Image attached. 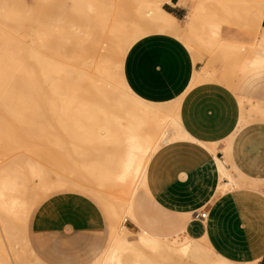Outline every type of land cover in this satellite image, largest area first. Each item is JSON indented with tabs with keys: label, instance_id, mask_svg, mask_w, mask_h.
<instances>
[{
	"label": "bare ground",
	"instance_id": "bare-ground-1",
	"mask_svg": "<svg viewBox=\"0 0 264 264\" xmlns=\"http://www.w3.org/2000/svg\"><path fill=\"white\" fill-rule=\"evenodd\" d=\"M45 1L48 2L51 0H0V132H2L0 134H3L6 139L8 138L7 140L9 141V144L5 142L6 144H8V146L6 145V147H9L10 145H14V146H17V148L18 146H20L23 148L26 147V149H30V150H35L39 147L41 148V146L42 147L45 146L46 141L44 143L42 142L44 141V139L45 140L47 139V143L50 145L51 142H54L53 139L51 141L50 135L57 133L56 136L58 137V132L59 134L61 133L60 135H62V133H66L64 135H66L65 138L67 139H69V136L72 137V139H69V140L64 141L62 139L59 141L60 143L61 142L67 143L66 141L70 143L69 141H71L70 144L73 145L74 149L78 147L76 143L78 144V142L79 143L83 142L84 145L83 143H81L82 146H80L79 144V146L82 148L86 144L85 140L89 139L87 140L91 142L89 144H92L93 142V144H95L98 147L99 157L96 160V162L93 164L87 163L88 166L82 165V169L86 170L85 172H83V178L87 179L89 182H92L95 184L97 183L98 185L102 187L104 186V188L106 186V187H113V188L119 187L121 188V190L126 189L127 192H129L128 195L127 193L126 195L129 197L130 196L129 194H131V197H130L131 199L129 198L123 210L131 218V220L135 223V219L133 215L132 199L136 192L137 186H141L145 184L147 169H148V165H149V162L152 156L162 146L166 145L167 143H171V142H174L180 139V135L178 132L180 130L182 131L183 128H182V125L180 124L179 117L176 116V114L175 116L172 114V111L170 110L171 107H169L170 104L166 107H163V105L161 104H154L153 102L152 103L147 102L139 98L137 95H135L130 90V88L125 82V79L122 73H120L119 71L113 73L111 71V67H110L111 62L122 63L124 46L128 45L131 42L130 37L132 36L134 37L138 34L137 30L132 28L133 32L129 33V30L127 31L129 26L124 27V22L120 23V25L118 26L116 23L115 25L117 27H115L114 30H111V26H113L112 23L110 26L111 21L108 22L106 21L107 19L103 20L104 22L106 21L105 23L106 25H107V22L109 23L108 25V27L110 26L109 30L112 31L111 32L113 34L112 38L114 37L112 43L114 42L113 45L115 46L113 47V49H111V51L109 49L110 55L106 57H103L101 55L99 56L101 58L106 59L104 60V62L101 63V65L95 64L93 61L94 60L93 56L95 57V55L99 54V48L97 47V44L95 42H97L98 46H100V43H101L100 40L105 38L104 37L105 35H103V33L101 34V29H99L100 31H98V33L96 32V30L98 29L96 30L89 29V31L84 30V32L86 33L88 32L87 34L88 38L86 37L87 35L83 33L86 39H81V40H80V37L82 33H79L77 31L80 36L78 35L79 38H76L75 35L73 37H69L68 36L69 33H64L63 31L64 33L63 37L64 36L65 37H64V40H61L63 38H60V42H61L60 45L67 44V46L65 47L61 46L60 49L65 48V50H62L65 52L64 54L63 53L61 54L59 52L57 53L56 52L57 50L54 49V51L56 50L54 53L52 49L51 51L54 53L53 54L50 51V49L52 48L54 39L48 36H50L49 33H52V34L55 33V35H57L58 32L56 31L57 34L56 32H49L45 36L46 29H47L46 27H50L49 25H56L55 22L56 20L58 21V18L56 19L57 16H60L59 19L61 20L63 18L66 19V17L69 16V18H67V21L69 20L72 21V22L69 21V23H71V26H74V24L76 26L78 23H74L73 18L70 15H66V16L65 14L62 15L63 12L59 10V8H57L56 6L52 5L51 2L48 3L49 4L48 5L47 2L45 3ZM69 1H73V0H69ZM76 1H80L78 3H83L84 5H86V7L87 5H89L90 10L92 11H95V10L101 11L102 10L101 8H100L101 10L98 7H95L97 9H92L93 7L91 8V6L100 5L99 7H101L105 0H76ZM251 1H252L251 2L252 11H249L250 12L249 19L252 21H256L258 26L262 28V30L264 31V25L262 24L264 20V0H251ZM140 2H142V5L144 7L143 11L140 10V8L142 7L141 5H140L141 7L137 6L139 5ZM235 2H238L240 4V2H243V0H235ZM123 3L124 4L128 3V5L131 4L128 0L126 1V3L125 2ZM135 3H138V4H135ZM134 4L137 6V8H139V10L136 9L137 12L139 11V13L136 12V16L134 15L135 11L133 10V3H132V6H131L132 9L129 8L130 6L128 7V9H131V11L125 9L127 7H124V13H127L125 11L127 10L128 14H124L123 21L126 18L125 21L130 22L132 15H134V18L136 19L135 22H141L143 20H159L163 24H170V23L177 24V22L179 21L175 15L166 11L158 3L151 6L149 5L150 3H147L146 0H138V1L136 0V2L134 1ZM76 6H79V5H76ZM89 7H87V12L91 14L92 12L90 13V11L88 10ZM194 7L197 13L192 16H187V21H186L187 26H193L192 24L194 23V20L196 21L199 17L202 16V13L201 12L199 13L202 7V0H196ZM74 9H77V8H74ZM107 9H104V10L107 12L108 11ZM59 11L62 12V14L60 12L62 16L59 14L57 15L55 14V12L59 13ZM103 11H101V13H97L99 14L97 16L98 21H95L96 18H93L95 16L92 17V15H95V14H91L90 17L92 18L90 17L89 18L91 21L92 19L94 21L91 22L88 18L89 23L90 22L92 24L95 23V25L96 26L98 25V27L103 26L102 19L104 18H102L101 16V14H103L102 13ZM132 11L134 13H132ZM77 12H79L78 9H77ZM85 12H86V9H85ZM106 12L105 14H107ZM52 14L55 19L51 21ZM110 15L112 16V13ZM73 17H75V15ZM76 17H77V14H76ZM86 17L84 19L87 21ZM64 19L62 21L59 20L58 22H60L61 24H64L63 22L65 21ZM250 20L248 21L251 22ZM52 22H54V24ZM131 22L133 21L131 20ZM72 23L74 24L72 25ZM90 25L88 24L87 26H90ZM195 26L196 25L193 26V29ZM103 27H102V30L104 31ZM125 28H126V31H125ZM217 28L215 26L216 30L219 29ZM90 30H92L93 32L97 34L100 33V35H96ZM215 33L219 34L220 32L216 31ZM61 34L60 35L58 34V38L59 36L62 37ZM92 34H94L95 36L92 37L93 36ZM97 36H99L101 39L100 38L98 39ZM91 37L95 38V40L97 39L98 41H95ZM108 39H111V37ZM260 40H261L262 46H264V34L263 36H261ZM58 42L59 40H57V43ZM110 42L109 44L108 43L107 44L109 46H112ZM70 43H73V44L75 43L77 45L80 43L82 45L83 43V46H84L83 48L85 49V51L84 50H81V51L85 53V57L88 58L92 56L91 60H89L90 58L89 59L82 58L83 62L85 60L86 61H85L84 72L81 74L77 72L74 68V65L71 64V60L72 59L76 60V58H72V56L70 55L74 53V52L73 53H70V52L74 51L75 48L78 49L79 45L75 48H72V50H70L69 52V49L67 47H69ZM219 47L220 48L218 49H220V53L221 51L222 52L225 51L224 54L221 53V55L222 54L224 55V56L222 55L223 58H226V59L231 58L230 61L225 59L226 61H228L229 64H231L232 63L231 61L234 60L235 58L234 57L235 54L233 52L235 50L233 49V45L229 46V50H227L228 48L227 49L223 48V45ZM236 47H237V44H236ZM66 48L68 51L66 50ZM221 48H223L224 50ZM239 50L240 48H237L238 53H240L241 50L243 49H241L240 51ZM49 51L51 52V54L48 53ZM230 54L231 56L229 57ZM241 54H243V51L241 52ZM63 55H66L68 57L67 59L70 62H66L67 61L65 59L66 57L64 58ZM69 57L72 59H70ZM222 57H220V59ZM254 58L252 57V59ZM262 58H264V56ZM60 59H63V60L60 61ZM236 59L241 60V58L239 59L236 58ZM62 61H65V63H68L70 66H68L67 64H64V62L62 64L61 63ZM237 62L241 66L240 62L236 61V63ZM263 63H264V60L255 59L251 61L250 64L253 65V67L255 66L264 67ZM230 68L232 67L230 66ZM240 68L241 67H239V71H241ZM199 72H198V75L201 73ZM202 74H205V73L202 72L201 75ZM223 75H224V72H223ZM148 99H151V98H148ZM173 103L171 105H173ZM251 105L253 106L254 104H251ZM255 113L256 115L257 113L259 115L260 114L263 115L264 108H256L254 115ZM48 114H50V116L51 115L53 116V118L51 116L52 119L57 117L55 119H57L56 121L59 122L58 123L59 125L56 123L57 126L54 125L55 123L53 124V127L52 125H48V126H51V128L58 127L56 129L61 128L60 130L61 131L63 130L62 132H60L59 130L58 132H56L57 130L53 129L55 130V132L51 134V131H52L51 129V131L48 133L50 135L47 134V127L42 123V120L47 119L46 121H48L49 118H46L49 116ZM63 118H67V119L72 118L76 120V123L72 121L69 126V123L67 121H66L67 123L63 122L64 121ZM78 120H81V121L79 122ZM84 120H88V122L90 121L87 125L88 127L87 126L85 127L83 125L85 123ZM77 121L79 122V124H81L80 126H77L78 124ZM48 122L51 123V121H48ZM72 123H74L75 125L71 126ZM96 123L98 126L99 125L101 126L102 124L103 130L101 127L100 128L103 132L100 129H98L99 127L95 125ZM96 127H98L97 129L101 133H105L106 139L105 138L103 139L102 136H100L102 137V139H100L99 135L96 136L97 134L96 132H98ZM87 128H88V132H87ZM177 128L178 130H176ZM94 132H95L94 136L99 138V139L96 138L97 139L96 141H93L94 137L92 134H94ZM78 134H83L84 141L83 139H81V137H79ZM87 136H89V138H87ZM46 137H48L50 140ZM60 137H63V135L59 136V138ZM75 137L76 138L79 137L80 139L76 143L74 141L76 140ZM98 140H102V141H98ZM0 142H2V140ZM72 142H74L77 147H74V143ZM96 143H98V145L107 144L109 147L104 146V145H103L104 147L103 146L101 147V146H98ZM92 145H87V147L88 146L92 147ZM14 146H12V148ZM63 146L64 145H62V148H64ZM96 146L94 147L93 151H95V148H97ZM90 147L85 148V150L87 149V151H89L88 149H90ZM47 148H48L47 150H49V148L51 147H47ZM6 149H3V150L6 152ZM8 150H11V149L8 148ZM51 150L52 149H50L49 151ZM85 150L84 152L81 151L80 153H77V154H79V156L81 155L84 158L85 156L84 153L86 152ZM67 151L69 152V150ZM215 151L216 150L214 149V152ZM47 152L48 151H46V153ZM0 153L2 154V151H0ZM9 153L10 152H8V154ZM11 154H13V152H11ZM18 155H16V159H18L17 161L13 159L16 162H14L13 160L10 161V162L15 163L14 165L11 163V165L14 166V167H11L12 169H8L6 171H5L6 168H4V170L0 169V171L1 170L3 171V172H0V245H1L0 248L2 250V253H4L6 252L5 250L7 249L6 248L7 246L12 247L19 241L25 240L24 245H26V248L30 251V253L34 257L32 255L31 256L39 261V259L35 256V254H33V251L29 249L28 242L26 243L27 240L25 238V233L27 230L26 228H27L28 219L31 215L30 214L31 202H32V198L34 197L32 195V192H29L30 191V181L33 178H35V176H41L42 172L40 171L42 170L41 169L38 170L37 168L38 166L35 167V165L34 166L31 165L29 166V168L28 166H26L28 168L27 172H25L26 170L23 172L22 165L23 167H25L24 164L26 163V161L24 163L23 162L24 160L22 161L19 158L20 156L22 158V155H19V157L17 158ZM62 155L61 154L59 155L62 157V159H59L60 161L64 159ZM89 155L90 153L88 154V156ZM53 156L51 157L53 158ZM68 156L70 157L71 154H69ZM72 157L73 156H71L68 159L71 160ZM68 159L66 158V160ZM10 162L7 164V166L10 164ZM217 162H218V166H219V170H220L222 178L229 179L228 184H226L227 183L226 182L224 185H222L221 190H219L218 193H222V191H227L235 187H239L242 182L237 180L234 177L231 170L226 166V163L218 158H217ZM87 171L89 172V174L87 176H84ZM43 183H45V181H43ZM74 183H77V182H75L74 180ZM83 183L85 182L83 181ZM89 186H86V187L88 188ZM255 187H258V186H255ZM87 190L89 191L91 189H87ZM111 199H114V197ZM116 206L118 207L120 205H116ZM116 215L117 213L115 212L113 216H116ZM121 228L122 230H119L121 232L118 233L116 226L113 227V230L111 233L113 237H110L113 240H112L111 246L109 245L110 248L108 249L106 255L102 258V264H129V263L130 264H192L191 263L192 261L189 263L187 262V260L185 261L184 259L189 258L193 260L194 263L196 262L198 263V262H203L206 259L211 258V255H213L214 253V251H212L211 247L207 244L206 241H203L204 245H202L200 242L197 243L193 240H188L187 238H180L178 234L171 236V237H168V236L161 237V236H157V235L147 232L148 230L147 231L140 230L139 232L134 234L132 233L131 229H129L126 225H122ZM20 237L22 238L21 240H19ZM24 250H25V247H24ZM145 250H150L153 252V254L151 256L146 255ZM3 256L4 254L1 257ZM127 257L130 259L129 263H126V260H125ZM177 257L180 259L177 260L176 259Z\"/></svg>",
	"mask_w": 264,
	"mask_h": 264
},
{
	"label": "crops",
	"instance_id": "crops-1",
	"mask_svg": "<svg viewBox=\"0 0 264 264\" xmlns=\"http://www.w3.org/2000/svg\"><path fill=\"white\" fill-rule=\"evenodd\" d=\"M179 1L166 7L180 19L185 6ZM198 71L188 47L171 34L148 35L125 56L122 73L130 90L154 104L178 102L183 128L180 139L149 162L141 185L146 200L133 202L135 225L171 237L176 226L194 222L221 262L264 264V116H243L237 97L219 82L192 85ZM217 158L227 162L239 187L218 193L229 179L222 178ZM205 209V219L196 217ZM80 217L33 214L28 233L37 256L46 264H90L103 254L109 232L102 215Z\"/></svg>",
	"mask_w": 264,
	"mask_h": 264
},
{
	"label": "rangeland",
	"instance_id": "rangeland-1",
	"mask_svg": "<svg viewBox=\"0 0 264 264\" xmlns=\"http://www.w3.org/2000/svg\"><path fill=\"white\" fill-rule=\"evenodd\" d=\"M126 1H124V0H105L103 5L101 4L102 5L101 7H99L100 5H96V6L92 5L91 6V8L93 7L92 9H97L95 7H98L99 9L101 8L102 9V10L100 9L101 11L108 8L107 12L104 10L107 14H105V12L103 11L102 12L103 14H101V16H102V18H104V19H102V21L106 20V19H107L106 21H108V22L111 21L110 26H111V23L114 26V28H113V26H111V30H114L115 27L120 25V23L124 22V27L129 26V28L127 29V31L129 30V33L133 32V29L137 30V32H138V34L136 36L130 37L131 42L128 45L124 46L122 63L111 62L110 67H111V71L113 73H115L117 71L122 73L123 62H124L125 56H126L127 52L129 51V49L132 47V45H134L136 42H138L142 38H144L148 35H151V34H156V33L171 34V35L175 36L176 38H178L179 40H181L188 47V49L192 53L195 61L199 64L200 72L205 73V74L201 75V73L198 71L200 74L198 75V72H197V74L194 78L193 85H195L196 83H199L200 81L203 82V81H209V80L219 82V83L225 85L237 97L239 104H240L241 112L243 113V116H245V117H248L250 115H254L256 108H264V107H262V106H264V67H262L261 65H260L261 67H259V66L253 67V65L250 64L251 61H253L255 59L264 60V58H262L264 56V52H263L264 46H262L261 40H260L261 36H263V34H264V31L262 30V28H260L258 26L256 21H252L249 19V17H250L249 11H252V6H251L252 1L251 0H243L244 3L240 2L241 5L238 2H235V0H202V7L199 11V13L200 12L202 13V16L199 17L196 21L194 20V23L192 24L193 26L196 25L194 27L195 30L193 29V26H187L186 21H187V16H192V15L197 13L195 10V7H194L196 0H185L182 3H180L181 0L179 1V5L185 6V11L182 13V17L180 19L177 18L179 20L177 22V24H172V23L163 24L159 20H143L141 22H135L136 19L134 18V15L136 16V12H137L136 9L139 10V8H137V6L141 5L142 7L141 6L140 7L142 9L140 8V10L141 11L144 10L142 2H140L139 5L136 6L135 4H138V3L134 4V1L136 2V0H134V1L128 0L131 3V4L129 3L130 5H128V3H126ZM146 1H147V3H150L149 5H151V6L158 3L166 11H168L166 4L171 3L172 0H146ZM46 2L47 1H45V3ZM50 2L52 3V5L56 6L57 8H59V10H61L63 12V14L61 11H59V13L55 12L56 15L57 14H59V15L65 14V16L70 15L73 18L74 23H78L76 26L74 23H72V25L74 24L75 27L71 26V23H69V21H71V20L67 21V18H69V16H67L66 19H64L63 17L62 18L68 23L63 21L64 24H61L58 21L59 20L62 21L63 19L62 20L59 19L60 16H57V17L55 16L56 19L58 18V21L56 20V22H57V23L55 22L56 25H49L50 27H46L47 29H46L45 36L49 32H56L57 31L59 35L62 33L61 34L62 37L59 36V38H58L57 32H56L57 35H55V33L54 34L49 33L50 36H48V37H51L54 39V43H53L50 51L52 49H53L52 51H54V49H56L57 51L56 50L55 51L57 53L59 52L61 54L62 53L64 54L65 51H62V50H65V48L60 49L61 46L62 47L67 46V44L60 45L61 44L60 38H63L61 40H64V37H65V36L63 37L64 33H69L68 34L69 37H73L75 35L76 38H79V36H80L78 34V32L82 33V35L80 37V40H81V39H86V37L88 38V35H87L88 32L86 33V32H84V30L89 31V29H94V30L98 29V30H96V32L98 33V31H100L99 29H101V34L103 33V35H105L104 37L107 39H105V38L101 39L99 36H97L98 39L99 38L101 39L100 40L101 41L100 46H98V43L95 42L97 44V47L99 48V54L95 55V57L93 56L94 63L101 65V63L104 62V60H106V59L101 58L99 56L101 55L103 57H106V56L110 55L109 49L111 51V49H113V47L115 46V45H113L114 42L112 43L114 37L112 38L113 34L111 33L112 31L109 30L110 26L108 27V25H109L108 22L106 25L105 24L106 21L105 22L103 21L102 25L104 27L103 26L98 27V25L96 26L95 23L94 24L91 23L92 21H94L93 19H92V21L90 20V18H92L93 16H95L93 18H96L95 21H98L97 16L99 14H97V13H101V11H97V10L92 11V10H90L89 5H87V7H89L88 10L90 11V13L92 12L91 14H95V15H92V17H90L91 14H89V12H87L86 5H84L83 3H78L80 1H76V0L75 1L74 0L73 1L51 0V1H48L47 4ZM72 2H74V3H72ZM123 2H125L126 4H124ZM132 3H133V10L135 11V13L132 11V13H134V15L131 16V19L129 17L130 22L125 21L126 18L123 21L124 14H128L127 10L131 11ZM75 4L79 5V6H76ZM243 4H244V6H243ZM52 5H51V7H52ZM81 6L82 7L85 6V7L82 8ZM102 7H104V8H102ZM124 7H127V8H125V9H127V10H125L127 13H124ZM128 7L131 9H128ZM74 8H77L79 12H77V9H74ZM242 8H244V9H242ZM53 9H55V8H53ZM85 9H86V12H85ZM240 10H241V12H240ZM60 12H61V14H60ZM83 13H85V14L87 13V14L85 15ZM109 13L110 14L112 13V16ZM137 13H139V11ZM76 14H77L78 18L76 17ZM74 15H75V17H73ZM52 16H53V14L51 15V21L53 19H55L54 16L53 17ZM71 17H70V19H71ZM85 17L87 18V21L84 19ZM74 18H75V20H74ZM88 18L91 21L90 23H89ZM111 18H112V20H111ZM131 20L133 22H131ZM248 20H250L251 22H249ZM52 23L54 24V22H52ZM86 23H87V25L88 24L89 25L91 24V25L87 26ZM116 23H117V26L115 25ZM96 24H98V23H96ZM262 24L264 25V20H263ZM99 25H101V24H99ZM79 26H81V27H79ZM215 26H216V28L218 27L219 29L217 28L218 30H216ZM55 27H56V29H55ZM102 27H103L104 31L102 30ZM107 27H108V29H107ZM189 28H190V30H189ZM71 30H73L74 32ZM63 31H64V33H63ZM81 31H83V32H81ZM90 31H92V30H90ZM125 31H126V28H125ZM216 31L220 32V33L217 34V33H215ZM252 31H253V33H252ZM83 33L87 36L85 37V35H83ZM93 33L96 35H100V33L99 34H97L95 32H93ZM106 33H107V35H106ZM214 33L217 35H215ZM94 34H92L93 35L92 37L95 36ZM110 34H111V36H110ZM109 36L111 37V39H108V38H110ZM124 36H125V34H124ZM48 37H46V38H48ZM92 39L95 40V38H92ZM55 40H56V42H55ZM57 40H59L58 43H57ZM95 41H98V40L96 39ZM104 41L105 42L107 41V42L105 43ZM109 42L112 46L108 45ZM230 44L233 45V49L235 50V51H233L235 54L234 55L235 58L233 57L235 62H234V60H232L231 64L228 63V61H230L231 58L226 59V58L222 57V55L225 53V51L224 52L221 51V53H223L221 55L220 49H218V48H220L219 46L223 45V48H225V49L228 48L227 50H229V46H232ZM236 44H237V47H236ZM241 44H243V45H241ZM78 45L75 43L74 44L70 43V45H69L70 48L69 47H67V48L69 49V52H70V50H72V48H75L77 46L79 47L78 49L75 48L76 51L74 50V51L70 52V53H73V52L75 53V54L73 53L70 55L72 56V58H76V60L75 59L73 60L72 58H70L71 56L69 58L72 59L71 64L74 65L75 70L81 74L84 72V69H85V61L86 60L83 62V59H89L90 58L89 60H91L92 56L86 58L85 53L83 51H81V50L85 51V49L83 48L84 47L83 43H82V45H81V43ZM67 48H66V50H67ZM223 48H221V49H223ZM237 48H240V50L243 49V50H241V52L243 51V54H241V52L238 53ZM255 50H257L260 53H258ZM50 51L48 52L49 54H51V52H52V51L51 52ZM55 51H54V53H55ZM45 52H47V51H45ZM256 52H257V54H256ZM82 53H84V54H82ZM239 54H240V56H239ZM66 55H63L64 58L66 57L65 59L67 61L66 60L65 61L70 62L67 59L68 55L67 56ZM74 55H75V57H74ZM77 56H78V58H77ZM230 56H231V54L229 55V57ZM232 56H233V54H232ZM220 57H222V58L220 59ZM252 57L253 58L255 57V58L252 59ZM236 58H238V59L241 58V60H237ZM225 59L228 61H226ZM61 60H63V59H60V61ZM65 61H62L61 63L63 64V62H64V64H67L68 66H70L68 63H65ZM236 61H239L241 66L239 65L238 62H237L238 63L237 64ZM87 62H88V60H87ZM89 63H91V62H89ZM228 64L232 68H230V66ZM247 65H248V67H247ZM239 67H241L240 68L241 71H239ZM223 72H224V75H223ZM221 73H222V75H221ZM227 73H229V74H227ZM122 75H123V73H122ZM195 79H196V81H195ZM242 86H245L247 88L246 92H241ZM258 101H259V103H258ZM175 103H177V104H175ZM175 103H173V105H171L172 103H167L166 105L161 104V105H163V107H166L170 104L171 106L169 105V107H171L170 110L172 111V114L174 116H175V114H176V116H178V112H177L178 102H175ZM251 104H254V105L252 106ZM172 106H173V108H172ZM48 115H47L48 117H46V118H49L48 121H51V123L53 122L52 124L50 122L46 121L47 119L42 120V123L47 127V134L51 131V129L53 131V132L51 131V134L54 133L55 130H57L56 132H58V130L60 132H62L63 130L61 131L60 130L61 128L56 129L58 127L54 126L55 128H51V126H48V125H52V127H53L54 123H55L54 125H56V123L57 124L59 123L56 121L57 119H55L57 117H55L54 118L55 120H54V119H52L53 118L52 115H51L52 118H51L50 114H48ZM255 115H256V113H255ZM257 115L259 116L258 113H257ZM262 116H264V114ZM63 120H64L63 121L64 123L67 121L69 123V126H70V123L72 121H74L76 123V120H74L72 118H70V119L63 118ZM78 121L80 122L81 120H78ZM79 122H78L77 126L81 125V124H79ZM84 122L85 123L83 125L86 127L90 121L88 122V120H84ZM72 125L74 126L75 124L72 123L71 126ZM95 125H97V123ZM98 127H96V129L98 128L101 130V128H102V130H103L102 124H101V126L99 125ZM53 129H55V130H53ZM98 129H97L98 132H96L97 133L96 136L99 135L100 139H102V137H103V139L104 138L106 139L105 133H101ZM176 130H178V128ZM87 132H88V128H87ZM104 132H105V130H104ZM0 133H2V132H0ZM56 134L57 133H55L53 135L48 134V135H50L51 141L53 139L54 142H51L49 145L47 143V139L46 140L44 139V141H42V142L44 143L46 141L45 146H43V147L41 146V148L39 147L35 150L26 149V147L23 148L20 146H18V148H17V146H14V145H10L9 147H6V145L8 146V144H9V141L7 140L8 138L6 139L3 134H0V141L1 140H2V142L4 141L3 143L0 142V145L3 144V145H1L2 147L0 146L1 147L0 151H2V154L0 153V169L4 170V168H6L5 171L8 169H12L11 167H14L13 165L15 163L10 162V161H12L13 159H15L17 161L18 159H16V155L19 154V155H22L23 159L21 158V156L19 157V155L17 156V158L19 157L22 161L24 160L23 161L24 163L26 161V163L24 164L25 167H23V165H22L23 172L25 170H26L25 172H27L29 166H31V165H33V166L35 165V167L38 166L37 167L38 170H40V169L42 170V171H40V172H42L41 176H35L36 179L33 178L32 179L33 182H32V180L30 181V191L29 192H32V195L34 197L32 198L31 212H30L31 215L28 219L27 228H26L27 230L25 233V238L27 240L26 243L28 242L29 249H31L33 251V254H35V256L39 259V261L37 259L33 258L34 256L26 248V245H24L25 240H21L22 238L20 237L19 240H21V241H19L16 244L14 242L15 245L12 247L7 246L6 247L7 249L5 250L6 252L2 253V250L0 248V264H42V263L46 264L35 253L34 248H33L31 241H30L29 233H28V224H29L30 218L36 212H43L46 214H51V215L59 216L62 218L67 217V218H71V219H75V220H77L80 216L83 217L84 215H87V214H90L93 212H96L97 214L102 215V218L108 227L109 239H108L107 246L105 248L106 250L103 252V254L101 253L102 255L100 254L101 256L99 255L90 264H102V258L106 255L108 249L111 246L112 240H113L110 237H113L111 233H112L114 226H116L118 233L121 232L119 230H122V228H121L122 225H126L129 229H131L132 233H134V234H136L137 232L140 231V229L138 227H136L135 223H133L131 218L123 210L125 208V204L127 203L129 198L131 197V194H129L130 195L129 197L127 196L129 192H127L126 189L121 190V188H119V187L113 188V187H106V186L104 188V186L102 187V186L98 185L97 183L95 184V183L89 182L87 179L83 178V172H85L86 170L82 169V165L88 166L89 163L93 164L96 162V160L99 157L98 156V154H99L98 147L95 144H93V142H92L93 145L89 144L91 142L87 141V140H89V139H87V140H85V143H86L85 146L86 147L83 146L81 148L80 146H82L81 143H83V142L80 141L81 143H79L78 141L80 140L79 137H81V139H83L84 136H83V134H78L79 137H77V138L75 137L76 140H74L75 138L73 139L75 141V143L78 142V144L76 143V145L78 147L75 145L74 142H72V143H74V147H77L74 149L73 145L70 144L71 141H69L70 143H68V141H66L67 143L61 142L62 144L59 141L62 139L64 141L69 140V139H72V137L69 136V139H67V138H65L66 135H64L66 133H62L64 138L60 137L61 138L60 139L59 136H62V135H60L61 133L59 134V132H58V137L56 136ZM92 135L94 137L93 141H96L97 139H99L98 137L94 136L95 132ZM52 136H53V138H52ZM100 136H102V137H100ZM93 137H92V139H93ZM46 138H48V137H46ZM87 138H89V136H87ZM90 138H91V136H90ZM55 141L59 142L61 145ZM83 141H84V139H83ZM98 141H102V140H98ZM5 142H7L8 144H6ZM79 144H80V146H79ZM96 144L98 145V143H96ZM62 145H64L63 146L64 148H62ZM83 145H84V143H83ZM87 145H92V147L88 146V147H90V149H88L89 151H87V149L85 150V148H88ZM94 145L97 147V148H95V151H93L94 147H95ZM103 145L100 144L98 146L102 147ZM12 146H14V147L12 148ZM104 146L109 147L107 144ZM47 147H51V148H49V150L50 149H52V150L51 151L47 150L48 149ZM8 148L11 150H8ZM21 148L24 150H22ZM3 149H6V152L8 151L10 153L9 154H8V152L6 153ZM40 149H41V151H40ZM99 149H100V147H99ZM38 150H39V152H38ZM67 150H69V152ZM84 150L86 152L84 153L85 156L83 155L84 156V158H83L81 155L79 156V154H77V153H80L81 151L84 152ZM46 151H48V152L46 153ZM11 152H13V154H11ZM57 153L59 155L63 154L62 156L64 159L62 161L59 160V159H62V157L59 156ZM89 153H90V155L88 156ZM67 154L68 155L71 154V156H73L71 160L68 159L71 156L69 157ZM51 156H53V158ZM64 156H66V157H64ZM66 158L68 160H66ZM87 159H89V160H87ZM74 160H76V161H74ZM16 161H14V162H16ZM9 162H10V164L7 166V164ZM11 163L13 165H11ZM26 164H28V165H26ZM26 166H28V168ZM78 168H79V170H78ZM86 169H87V167H86ZM2 170L0 172H3ZM65 170H66V172H65ZM88 174H89V172L87 171L84 176H87ZM79 175H80V177H79ZM53 180H55V181H53ZM74 180L77 183H74ZM43 181H45V183H43ZM79 181L81 184L79 183ZM83 181L86 184L83 183ZM137 183H136V185H137ZM86 186H89V187L87 188ZM87 189H91V190L88 191ZM93 190H95V191H93ZM126 193H127V195H126ZM107 195H109V196H107ZM113 197H114V199H111ZM138 199L142 200V201L146 200L144 189L141 186H137V189H136V192L133 196L132 202H134ZM115 204L120 205L122 207H120V206L117 207ZM113 210H114V212H113ZM115 212L117 213V215L113 216ZM204 212H207V210L205 209ZM176 227H175V231H178L177 234L180 236V238H187L188 240H193L197 243L200 242L202 245H204L203 241L205 240V241H207V243L211 246L212 250L214 251L213 256L209 259H206L203 262L194 263L193 260H191L189 258H187V259L185 258L184 259L185 261L187 260V262H189V263L192 261L191 262L192 264H225V263L221 262L220 259L218 258L219 252L213 248L208 237L206 236V239H204L203 235L199 232V230H197L198 228H197L196 223L191 222L190 224L187 225L186 229L188 228L190 230L189 232H186L185 231L186 229H183V228H185V224L182 226V228H180L178 230H177L178 227L177 228ZM0 247H1V245H0ZM24 247H25V250L27 249L26 251L24 250ZM145 251H146L145 252L146 255L151 256L153 254V252L150 250H145ZM24 252H26L27 254ZM3 254H4V256L1 257ZM127 258L125 259L126 263H129L130 259L129 258L127 259ZM176 259L179 260L180 258L177 257ZM40 262H42V263H40ZM236 264H240V263H236ZM243 264H248V263L243 262Z\"/></svg>",
	"mask_w": 264,
	"mask_h": 264
},
{
	"label": "built area",
	"instance_id": "built-area-1",
	"mask_svg": "<svg viewBox=\"0 0 264 264\" xmlns=\"http://www.w3.org/2000/svg\"><path fill=\"white\" fill-rule=\"evenodd\" d=\"M196 217L201 218V219H205L207 217V212H202L200 214H196Z\"/></svg>",
	"mask_w": 264,
	"mask_h": 264
}]
</instances>
